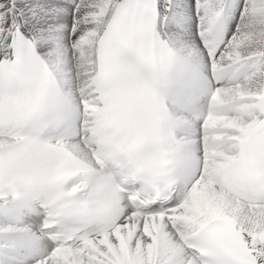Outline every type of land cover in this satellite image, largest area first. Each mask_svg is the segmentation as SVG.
<instances>
[{"label": "snow or ice", "instance_id": "1", "mask_svg": "<svg viewBox=\"0 0 264 264\" xmlns=\"http://www.w3.org/2000/svg\"><path fill=\"white\" fill-rule=\"evenodd\" d=\"M0 264H264V0H0Z\"/></svg>", "mask_w": 264, "mask_h": 264}]
</instances>
